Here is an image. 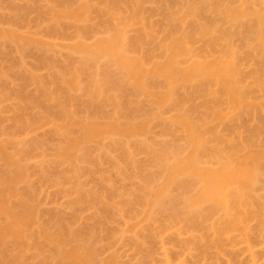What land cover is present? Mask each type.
<instances>
[{
    "label": "bare ground",
    "instance_id": "1",
    "mask_svg": "<svg viewBox=\"0 0 264 264\" xmlns=\"http://www.w3.org/2000/svg\"><path fill=\"white\" fill-rule=\"evenodd\" d=\"M14 1L0 16V61L7 50H38L40 66L58 68L52 84L60 90L56 96L41 76L20 74L41 90L28 106L45 115L17 118L11 133L1 128L0 264H119L115 251L126 236L146 264H184L194 253L200 261L193 264H264V0H26L41 36L23 32L26 12ZM58 49L68 54L60 65L48 55ZM100 63L104 81L90 72ZM81 92L85 117L75 108ZM58 97L69 107L56 116L48 103ZM154 125L162 142L151 141ZM42 129L58 137L50 153L29 139ZM139 153L148 163L136 160ZM29 161L45 166L39 175L48 188L66 181L52 168L68 167L64 176L76 180L70 191L79 204L66 206L69 215L61 207L42 221L48 213L40 211V189L28 183ZM84 164L100 193L81 192ZM149 166L156 172L145 176ZM111 173L120 181L135 176V187L119 191ZM79 206L104 210L82 228ZM118 218L116 232L109 226Z\"/></svg>",
    "mask_w": 264,
    "mask_h": 264
},
{
    "label": "rangeland",
    "instance_id": "2",
    "mask_svg": "<svg viewBox=\"0 0 264 264\" xmlns=\"http://www.w3.org/2000/svg\"><path fill=\"white\" fill-rule=\"evenodd\" d=\"M12 1V0H11ZM10 0H2L1 1V3H0V16H2V14L4 13H6V12H8L7 11V9H8V6H10L9 4H11L10 2H11ZM14 1V0H13ZM15 4V6L17 5V6H19V8L21 7L22 9H23V7H25V9L27 8V5L29 4V2L28 1H26V0H15L14 2H13V5ZM27 4V5H26ZM32 4V3H31ZM30 4V5H31ZM25 9H23V13L24 12H26V10ZM3 14V15H4ZM28 14V15H27ZM23 16H24V14H22ZM27 15V18L25 17ZM155 14H152V21L155 23H157V22H159L160 20H159V17H157V15H155ZM25 16L23 17V18H25V20H26V22L27 21H29V17H30V20L32 21V24H31V22H30V25L28 26V23L26 24L25 23V20H24V24L23 23H21V25L23 26V28H22V26H21V29L23 30V32H26V30H27V32H29L30 31V33H29V35L31 34H37L38 32V34L41 36V35H43V34H45V32H44V30H38L37 28H36V26H35V20H36V17L34 16V14H30V13H28V12H26L25 13ZM32 17H34V18H32ZM93 17V18H92ZM91 17V19H94L95 17L94 16H92ZM28 19V20H27ZM156 19V20H155ZM93 21V20H92ZM92 23H94V22H92ZM155 23V24H156ZM25 24L28 26H25ZM26 27V28H25ZM34 27V28H33ZM29 28V29H28ZM30 28H31V30H30ZM24 29H25V31H24ZM36 31H38V32H36ZM43 31V32H42ZM26 32V33H27ZM31 32H33V33H31ZM38 35V36H39ZM39 36V37H40ZM91 42V41H90ZM32 49H29L28 51H26V52H28V53H26V54H23L22 56L21 55H17V53H14V52H12L11 50H7L6 52H8V53H5L4 52V55H3V57L5 58V59H7L6 61H5V59L2 57L1 58V61H0V81L2 82H0V84H1V86H0V88H2V89H0V132H1V130L3 129V130H6L7 129V131L9 130V132H10V130L12 131H14V129H13V124H15L16 123V119L18 118L19 119V117H20V119H21V117H23V116H25L26 118H27V116L26 115H28V117H30L29 115H33L34 117L36 116V117H41L42 116V114H44L45 113V111L43 110V109H40L39 107L38 108H36L35 106L33 107L32 105H30L29 104V106H28V101L30 102V99H31V97L32 98H34V96H36L35 98H39V97H41V90H40V88L38 87V86H36L35 84H31V83H24L23 81L21 82V76L22 75H25V73L26 74H28V73H31L32 75L33 74H35L36 75V77H40L41 76V78H39V79H41V80H43L44 81V83H45V87H47L46 89L48 90V91H50V92H54V94H58L59 93V90H60V84H57V83H53L52 84V81H54L55 82V80H54V78L56 79V76H57V74H58V68H53V67H51L49 70H47V68H44V66H40V64H39V58L37 57V55H36V53L38 54V50H37V52H36V50L35 51H31ZM60 50L58 49V53L56 54V52L53 54H48L49 55V57L50 58H53V60H55V59H57V63H59V64H57V65H60V64H62V63H65L68 59V54H67V52H66V50H64V51H62V49H61V51L59 52ZM31 52V53H30ZM32 52H33V54H32ZM45 52V51H44ZM43 52V53H44ZM9 53H11V54H9ZM13 53V54H12ZM46 54H47V52H46ZM55 54L56 55H58L59 54V56H55ZM66 54V55H65ZM12 55V56H11ZM39 55V54H38ZM48 55H45V56H48ZM9 56V57H8ZM55 57V58H54ZM46 59V58H45ZM47 59H48V57H47ZM52 60V59H51ZM66 60V61H65ZM4 61V62H3ZM13 61H16L17 63H13ZM19 61V62H18ZM61 61V62H60ZM19 63H21V64H19ZM22 63H23V65H22ZM16 64H18V65H16ZM14 65V66H13ZM21 67H20V66ZM102 65V66H101ZM18 66V67H17ZM39 66L41 67V70H40V68H39ZM100 67L98 68V69H94L93 71L91 70L90 72L91 73H94L95 74V72H96V76H99V74L100 73H102V71H103V69H101L103 66H104V63H100V65H99ZM12 67V68H11ZM22 67H23V69H22ZM35 67H37L38 69H34ZM49 68V67H48ZM4 69V70H3ZM13 69H15V70H13ZM33 69V70H32ZM13 70V71H12ZM29 70V71H28ZM38 70V71H37ZM101 72H100V71ZM2 71H3V73H2ZM7 71V72H6ZM9 71V72H8ZM13 73H12V72ZM15 71H17V73L15 72ZM31 71V72H30ZM33 71L35 72V73H33ZM36 71H37V74H36ZM19 72V73H18ZM22 72V73H21ZM55 72V73H54ZM100 72V73H99ZM115 72H117V71H115L114 70V73ZM98 73V74H97ZM5 74H7V75H5ZM8 74H10V75H8ZM20 74H21V76H20ZM55 74V75H54ZM93 74V75H94ZM118 74V72L116 73V75ZM39 75V76H38ZM90 74H89V72L86 74V79H84L85 78V75H84V81L86 80H89V76ZM8 76V77H7ZM100 76H101V74H100ZM100 76L98 77V79L100 78ZM7 77V78H6ZM11 77H12V79L14 80L15 79V81H13L12 79H11ZM88 77V78H87ZM43 78V79H42ZM52 78V79H51ZM101 78L102 79H99V80H101V81H104L103 80V76H101ZM9 79V80H8ZM7 82H8V84H7ZM47 82V83H46ZM48 82L50 83V84H48ZM57 85V86H56ZM50 88H49V87ZM4 88V89H3ZM5 88H6V90H8V91H6L5 90ZM10 89V90H9ZM50 89V90H49ZM4 90V91H3ZM15 90V91H14ZM20 90V91H19ZM23 90V91H22ZM11 91V92H10ZM14 91V92H13ZM5 92V93H4ZM8 92V93H7ZM2 93V94H1ZM10 93H12V94H10ZM6 96H8V97H6ZM8 94V95H7ZM9 94H10V96H9ZM17 96H16V95ZM21 94H23V96L24 97H21L20 95ZM57 94H56V96H57ZM3 95V96H2ZM77 95V96H76ZM75 96H76V98H77V103H76V105L77 106H75V108L78 110H76V112L77 113H79L78 114V116L79 117H85L84 115H86V112L87 111H85V109H86V107H85V102L87 101V98L84 96V94H83V92H81V93H79V94H76ZM82 96V97H81ZM4 97L6 98V100L4 99ZM16 97V98H15ZM18 97H19V99H18ZM61 97H63V96H61ZM61 97H58V99H55L54 101H52V102H50V103H48V107H49V109H50V111L53 109V110H55L54 112H53V110L51 111V113L52 114H55L56 116H59V114L61 115L62 114V107H63V105L64 106H66L65 108H68L69 107V104L67 103V101H65V98H61ZM10 98V99H9ZM80 98V99H79ZM12 99V100H11ZM15 99H17V100H15ZM21 99V100H20ZM29 99V100H28ZM5 100V101H4ZM11 100V101H10ZM26 100V101H25ZM28 100V101H27ZM54 102V103H53ZM62 104H61V103ZM20 103V104H19ZM27 103V104H26ZM59 103H60V105H59ZM16 104V105H15ZM18 104V105H17ZM57 104V105H56ZM4 105V106H3ZM21 107H20V106ZM17 106V107H16ZM22 106L24 107V108H22ZM33 108H32V107ZM59 106V107H58ZM61 106V107H60ZM27 107V108H26ZM52 107V108H51ZM19 110H18V109ZM56 108V109H55ZM74 108V109H75ZM38 109V110H37ZM59 109H61V110H59ZM17 110V111H16ZM40 110V111H39ZM41 110H42V112H41ZM59 110V111H58ZM31 111V112H30ZM34 111V112H33ZM80 111V112H79ZM19 112V113H18ZM22 112V113H21ZM29 112V113H28ZM36 112V113H35ZM58 112V113H57ZM14 113H15V115H14ZM33 113H35V114H33ZM82 113H84V115L82 114ZM17 114H19V115H17ZM17 115V116H16ZM45 115V114H44ZM43 115V116H44ZM42 116V117H43ZM23 119H24V117H23ZM15 120V121H14ZM2 122V123H1ZM4 124V125H3ZM7 126V127H6ZM5 127V128H4ZM10 127V128H9ZM2 128V129H1ZM14 128H15V126H14ZM43 130V129H42ZM42 130H40V131H38V132H35L29 139L31 140L32 139V142L34 143L35 141L42 147H40L41 149H44V150H46V152H51L50 150H51V145L54 143V141H56V139L58 140V137H54V136H56L55 134L53 135V132L51 133H49V130L48 129H44L43 131ZM48 130V131H47ZM153 130V131H152ZM42 131V132H41ZM46 131V132H45ZM161 130L159 129V127L158 126H156V125H154V126H152V129H151V134H150V138H151V141H153L154 143H156V142H162L163 141V137H160V134H161V132H160ZM4 132V131H3ZM152 132L154 133V134H152ZM5 133H7V132H5ZM11 133V132H10ZM40 133H42V134H40ZM38 134V135H37ZM156 135V136H155ZM35 138H34V137ZM44 136V137H43ZM39 137V138H38ZM23 138V137H22ZM38 138V139H37ZM160 138H161V140H160ZM19 139V138H18ZM21 139V138H20ZM34 139V140H33ZM46 139V140H45ZM156 141H154V140ZM160 140V141H158V140ZM45 140V141H44ZM29 142V141H28ZM35 142V143H36ZM42 142V143H41ZM44 142H45V144L46 145H49V146H46L45 144H44ZM57 142V141H56ZM34 143V144H35ZM52 143V144H51ZM149 143V142H148ZM37 147H38V145H37ZM39 148V147H38ZM94 148V147H93ZM23 149V148H22ZM24 149H28V148H24ZM40 149V150H41ZM48 149V150H47ZM95 149V148H94ZM119 151H117V154L118 155H116L117 157L119 156V153H118ZM97 155H98V152H95ZM95 154V155H96ZM116 154V152L115 153H113V155H115ZM141 154H143V153H141ZM140 153L139 154H136V155H138L137 157H136V160L137 161H139L140 163H141V161H142V163L143 164H145V162L146 163H148V161H147V158H148V156H146V154H143V155H141ZM48 155V154H47ZM115 156V157H116ZM40 159H37L36 161H37V163H38V161H39ZM149 160V159H148ZM1 162V161H0ZM35 161H29V162H25V164H26V166L28 167V175H29V180H28V183L30 182V184L29 185H31V184H35V185H32V186H35V188L33 187V189H36V191L38 190L39 191V189H40V191H41V193L40 194H42V196L40 195L39 196V200H40V202H39V200H38V204H39V207H40V211H42L43 213H44V209H45V212L46 213H48L47 215L45 214H43V215H41L43 218H44V216H47L48 218H45L44 220H43V218H42V221L44 222V221H46L47 220V224L50 222V219H49V217H50V215L54 212V215H55V212L57 211V210H60V212H62V211H64V209L66 208V206H68L69 204H71V205H75V206H78L79 204L77 203L76 204V202H77V198H75V197H77L76 195H72V193H71V191H70V188H71V190H72V192L74 191L73 189L75 188L74 186H76V180L74 181V179H72L73 177H72V175H71V178H67V177H70V175L69 176H67L68 175V171L67 172H64L65 170H68V167L66 168V166H60V167H58V168H55L56 170H54V168H52V173L54 174V176L55 175H57V176H55V177H58V175H60L59 176V178L61 177V178H63V179H66V181L64 180V182L62 181V182H60L59 184H62L63 185V183H64V185H63V187H65L66 189L68 188V194L70 195H72L70 198H65V197H63L62 195H63V193L62 192H67V191H65L64 189H63V187L61 186V185H59V186H61L62 187V189H61V187H57L56 186V188H55V186H51V187H53V188H51V187H46V185L45 184H43L42 182H43V180L44 179H42L43 177H42V175H39V174H41V172H40V170L44 167L45 168V166H43V164H42V167L41 166H39V167H41V169L38 167V164L40 165V163H34ZM40 162V161H39ZM33 164V165H32ZM32 165V166H31ZM0 168H2V166H3V164H1L0 163ZM82 169L84 170V171H82V173H81V175L82 176H80V182H81V184H82V186L83 187H87V189H86V187L83 189V191H81V192H83L84 194L87 192V190L88 191H90V192H88V194L89 193H97V192H101V189L102 188H100L101 186L99 185V183H98V178H96L95 176H93V175H90L87 171L89 170V166H87L86 164H84V166L82 165ZM86 167V168H85ZM110 167V166H109ZM109 167H104L105 169L104 170H106V169H110L109 170V172H111V170H112V168H109ZM29 168H30V170H29ZM60 168V169H59ZM65 168V169H64ZM38 169H39V171H38ZM148 169V170H147ZM147 169H145V173H144V175L145 176H149V175H146V173L147 174H150V173H152L153 171H155L156 172V170L155 169H153V168H151L150 166L149 167H147ZM153 169V170H152ZM43 170V169H42ZM146 170H147V172H146ZM29 171H31V172H29ZM106 171H108V170H106ZM132 171L133 170H131V174H133L132 173ZM152 171V172H151ZM40 172V173H39ZM114 172V171H113ZM32 173V174H31ZM62 173H63V175H62ZM65 173V174H64ZM85 173V174H84ZM134 173H136V171L134 170ZM154 173V172H153ZM64 175H66L67 177H65ZM111 175L113 176V175H115V178H117V187L119 188V191H122V189H125V191L126 190H129V188L132 190V188L133 187H135V186H132L133 184H135V182L136 181H134V179H135V176H133V177H131L132 175H130V177L129 178H126L127 180L128 179H132V181H126V180H121L120 181V177H116L117 175L114 173H111ZM134 175V174H133ZM151 175V174H150ZM90 176V177H89ZM136 176H137V173H136ZM40 177V178H39ZM84 177V178H83ZM114 177V176H113ZM60 178V179H61ZM114 178V179H115ZM120 178V179H119ZM134 178V179H133ZM63 179H61V180H63ZM68 179V180H67ZM113 179V180H114ZM130 179V180H131ZM42 180V182H40ZM72 180V181H71ZM118 180L120 181V182H118ZM137 180V179H136ZM33 183H32V182ZM115 182H116V180H114ZM124 181V182H123ZM138 181H140L139 179H138ZM67 182H70L69 184L67 183ZM72 182V183H71ZM74 182H75V185H74ZM68 186H67V185ZM132 184V185H131ZM140 184V183H139ZM28 185V186H29ZM44 185V186H43ZM48 185H50V184H48ZM66 185V186H65ZM70 185H71V187H70ZM98 185H99V187H98ZM125 185V186H124ZM137 185H138V183H137ZM37 186V187H36ZM39 186H41V187H39ZM94 186H96V187H94ZM115 186V187H116ZM30 187V186H29ZM42 187L44 188V189H42ZM94 187V188H93ZM132 187V188H131ZM32 189V188H31ZM43 190V193H42V190ZM45 189L47 190V191H45ZM98 189V190H97ZM121 189V190H120ZM21 190L23 191V192H27L28 190H27V183L26 184H23V185H21ZM60 190H61V192H60ZM84 190H86V192L84 191ZM97 190V191H96ZM130 190V191H131ZM30 191V190H29ZM34 191V190H33ZM62 194H60V193ZM128 192V191H127ZM39 193V192H38ZM37 193V194H38ZM49 193V194H48ZM83 193H80L79 195H78V198H79V196H83L84 194ZM81 194H83V195H81ZM39 195V194H38ZM45 195H46V197L47 196H50L49 198L47 197H45ZM86 195V194H85ZM44 196V197H43ZM43 197V198H42ZM58 198V199H57ZM62 198V199H61ZM42 199V200H41ZM46 199H47V201H46ZM49 199V200H48ZM57 199V200H56ZM68 199H70V200H68ZM74 199V200H73ZM51 200V201H50ZM54 200V201H53ZM55 200H56V202H55ZM72 200H73V203H72ZM69 201V202H68ZM45 202V203H44ZM67 202H68V204H67ZM55 203V204H54ZM57 204H60V206L59 205H57ZM67 204V205H66ZM55 205H57L56 207H57V209H56V207H55ZM63 205H65V207L63 206ZM74 206V207H75ZM64 208V209H62V211H61V209L60 208ZM73 207V208H74ZM79 208H80V206L77 208H74V210L75 211H79L80 212V214H82L81 216L83 217L82 219H81V221H80V223H82V224H80V225H82L83 227L82 228H84V226H87L88 227V225H93L94 224V221L96 220L97 221V217L94 219V217L96 216V215H98V211L101 213L104 209H102V208H99V210L97 211V212H94V210H90V211H88L87 212V210L86 211H84L83 209L84 208H82V210H79ZM69 210V207L68 208H66L65 210ZM102 209V210H101ZM49 210H51V211H49ZM65 211V214H67V215H69L70 213H68L69 211ZM74 210H73V212H74ZM96 211V210H95ZM50 212H51V214H50ZM59 211H57V213H60ZM67 212V213H66ZM72 212V213H73ZM82 212V213H81ZM84 212V213H83ZM42 214V213H41ZM50 214V215H49ZM85 215V216H84ZM53 216V215H52ZM117 219V218H116ZM120 220L121 221H123V219L122 218H118V220H116L115 221V223L113 222V224H111V226H109V227H111L110 229H116L115 231L117 232L118 231V229L119 228H121V226H123L122 224H123V222H120ZM217 220V219H216ZM83 221V222H82ZM95 221V222H96ZM118 221H119V223H118ZM83 223H84V225H83ZM121 223V224H120ZM210 223H212V222H208L207 223V225L209 224L210 225ZM119 224V225H118ZM90 225V226H91ZM95 225V224H94ZM89 226V227H90ZM108 227V228H109ZM113 227V228H112ZM117 227V228H116ZM78 228H81V226L80 227H78ZM111 230V231H112ZM105 236V235H104ZM128 236H126L125 237V239H124V242H123V244L122 245H120L121 247L123 246L124 248H121L120 246L119 247H117V246H115V247H117L116 249H117V251H115V253H117V255L119 254L118 253V251H120V253L121 254H119V256L120 255H122V257L120 258L121 259V264H140L141 262V264H146V260L145 259H143L144 257H145V255L144 254H140V255H138L135 251H133L131 248H129L128 246H129V240L131 239V237H128ZM170 238V237H169ZM169 238H167L166 239V242L168 241L169 243L171 242L170 240L171 239H169ZM184 239H185V236L183 237ZM184 239H182V240H184ZM128 240V241H127ZM165 242V243H166ZM167 242V243H168ZM126 243V244H125ZM103 244V243H102ZM104 245V244H103ZM128 245V246H127ZM97 246V245H96ZM102 245H100V247H99V245H98V247H96V249L98 248L99 250H98V252H99V254H100V252H102L100 255L102 256V258H104V256L106 257V255L108 254V253H111V251L110 252H107V251H105V250H107V249H104V248H102L101 247ZM158 246V248L160 249V251H161V245H157ZM106 247V246H105ZM103 249V250H102ZM130 251H129V250ZM158 249V250H159ZM238 249V248H237ZM128 252H127V251ZM156 250H157V247H156ZM157 250V251H158ZM240 250V249H239ZM113 251V250H112ZM160 251H158V254L160 253ZM181 251V250H180ZM235 251H237V252H239L238 250H235ZM234 251V252H235ZM123 252V253H122ZM124 252H125V254H124ZM178 253H181V252H179L178 251ZM236 253V252H235ZM103 254V255H102ZM112 254H114V253H112ZM133 254V255H132ZM138 255V256H137ZM142 255V256H141ZM144 255V256H143ZM198 255V254H197ZM195 256V253L193 254V255H191L190 256V258L189 259H187V263L185 262L184 264H193V262H198V261H200V258L198 257V256ZM238 255H241V253L239 252L238 253ZM100 256V257H101ZM135 256H136V258H135ZM195 256V257H194ZM107 257H108V255H107ZM159 257V256H158ZM157 257V258H158ZM139 260H138V259ZM143 260H142V259ZM199 258V259H198ZM240 258H244L243 256H240ZM101 259V258H100ZM119 259V260H120ZM158 259H161L160 257L158 258ZM190 259H191V261H190ZM196 259V260H195ZM244 259H246V258H244ZM145 260V261H144ZM138 261V262H137ZM159 261V260H158ZM243 261H245V260H242L241 262H242V264H247V259H246V261L243 263ZM120 262H119V264H120ZM132 262V263H131ZM211 262V263H210ZM210 262H207V263H209V264H216L214 261H210ZM214 262V263H213ZM226 264V262L224 261V260H222L221 261V264Z\"/></svg>",
    "mask_w": 264,
    "mask_h": 264
}]
</instances>
